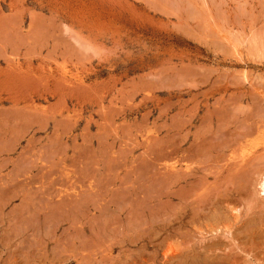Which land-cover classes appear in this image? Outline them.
<instances>
[{
    "label": "rangeland",
    "instance_id": "1",
    "mask_svg": "<svg viewBox=\"0 0 264 264\" xmlns=\"http://www.w3.org/2000/svg\"><path fill=\"white\" fill-rule=\"evenodd\" d=\"M260 172L264 0H0V264H264Z\"/></svg>",
    "mask_w": 264,
    "mask_h": 264
},
{
    "label": "bare ground",
    "instance_id": "2",
    "mask_svg": "<svg viewBox=\"0 0 264 264\" xmlns=\"http://www.w3.org/2000/svg\"><path fill=\"white\" fill-rule=\"evenodd\" d=\"M246 155H247V154H245V156H246ZM245 156H243V157H245ZM259 174H262V173L260 172ZM259 174H258V175H259ZM258 177H259V176H258ZM260 177H261V175H260ZM258 183H259V182H258ZM260 184H261V188H262V189H261V190H262L261 192H264V173L262 174V177H261V183H260Z\"/></svg>",
    "mask_w": 264,
    "mask_h": 264
}]
</instances>
